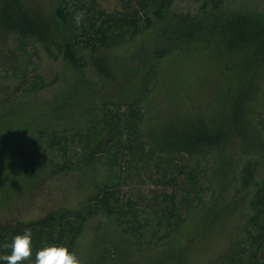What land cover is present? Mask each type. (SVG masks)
I'll use <instances>...</instances> for the list:
<instances>
[{
    "label": "rangeland",
    "instance_id": "1",
    "mask_svg": "<svg viewBox=\"0 0 264 264\" xmlns=\"http://www.w3.org/2000/svg\"><path fill=\"white\" fill-rule=\"evenodd\" d=\"M19 1L34 21L35 33L21 37L0 27V225L19 227L55 209L82 210L107 184L117 207L111 214L99 210L86 216L71 248L83 264H221L238 247L245 264H264V242L255 239L260 232L248 222L254 181L264 175V68L251 102V128L241 124L238 130L222 99L223 60L213 58L215 45L198 47L190 55L168 54L157 64L150 117L138 128L145 131L154 118L161 123L200 111L212 117L221 110L243 136L234 132L224 146L189 156L150 153L155 145L138 134L139 141L129 148L128 131L121 129L93 162H77L87 126L97 123L104 108L115 111L110 101L119 99L123 83L139 82L138 70L153 67L156 51L176 49L178 40L169 41L168 34L180 31L183 20L207 14L210 21L233 13L262 15L264 0H173L163 18L147 10L151 25L121 43L77 51L78 67L63 57L65 35L54 17L60 0ZM96 2L106 12L120 10L117 0ZM98 57L106 59L112 77L97 73L93 61ZM51 137L66 143L65 159L74 162L70 170L53 173L51 164L61 161L64 151L60 145L51 151ZM219 158H224L222 166ZM247 163L255 173L244 183L241 173ZM177 167L195 169L193 175L198 171L196 184L187 182ZM172 200L175 211L167 212ZM127 202L136 213L118 216L116 209L128 210Z\"/></svg>",
    "mask_w": 264,
    "mask_h": 264
},
{
    "label": "trees",
    "instance_id": "2",
    "mask_svg": "<svg viewBox=\"0 0 264 264\" xmlns=\"http://www.w3.org/2000/svg\"><path fill=\"white\" fill-rule=\"evenodd\" d=\"M117 1L120 4V10L106 12L99 7L96 0H60L54 9V17L60 22L65 35L62 44L63 57L71 66L78 67L76 53L80 49L95 50L117 45L137 34L140 29L151 25L147 10H151L158 18H163L173 0ZM1 4L0 27L8 31H16L21 37L35 33L34 21L31 20L19 0H1ZM205 7L206 5L202 6L201 11H204ZM78 12L84 13V18L79 26L75 22V14ZM206 16L187 17L183 20L180 25L182 28L177 29L180 31L168 34L169 41L178 40L176 49L170 51L168 47L156 51L154 55L156 69L154 65L153 67L150 65L148 69L145 67L144 70H138L140 79L137 84H133L131 81L122 84L121 92L118 95L119 99L110 101L111 107L115 108V111L108 107L104 108L97 123L87 126L84 143L81 147L82 157L77 161L80 163L79 165L87 166L93 162V156L97 152L101 153L121 129L128 131L129 148L132 141H139V138L136 137L138 134L147 141H151L150 145H155L151 147L150 153L197 156L204 148L215 150L224 146L234 132L242 137L243 133L235 131V128L231 127L232 124L238 130L241 124L251 128V115L253 114L251 102L257 92V82L264 68V14L233 13L229 17L217 18L214 21H210ZM210 44L216 47V50H213V58L220 61L225 60V62L222 61L224 69L222 74L225 80L221 86V94L224 106L232 110L230 112L233 117V119L230 118L232 124L228 123L229 119L226 121L221 110H218L216 114L213 113L212 117H209L207 113L205 117L200 111L199 114L195 112L193 115L188 113L184 117L180 116L182 118L178 116L173 119L172 116L161 123L154 118L153 124L149 123L150 125L145 131H141L138 128V123L150 117L151 112L148 105L151 102L149 99L154 98V91L157 89L154 86L159 75L158 62L170 53L190 55L198 51V47L203 49ZM93 64L100 76L112 77L104 57L94 59ZM122 107L125 110H122ZM158 111V114L162 112L161 105ZM38 139H41L40 135L36 141ZM56 139V137H51L48 140L51 151L54 150L55 145H60V141ZM244 142L248 143L249 141ZM258 144L261 145V142ZM65 147L66 143L60 145L64 151L61 161L51 164L53 173L70 170L73 166V161L65 159ZM219 160L216 159V162H220L222 166L224 158H219ZM195 168L199 169L198 165ZM209 168V171L215 172L213 165ZM194 171L195 169L185 172L182 167H177L179 174L185 173L187 182L193 180L196 184L198 171L193 175ZM254 173L253 166L247 163L241 173L244 183L250 181ZM166 175L168 176V172ZM168 178L174 182V176L171 175ZM254 186L256 191L252 195L253 199L249 202L252 215L248 218V222L252 226L255 225L260 232L258 236H255V239L264 242V175L254 181ZM109 188L110 186L107 184L99 187L92 199H96V201L93 204H85L82 210L55 209L47 216L35 221H28L19 227L10 224L0 225V254L10 252V249L6 250L4 245L10 243L12 238L16 234L22 233L25 228L32 230L33 260L36 251L45 244H64L71 249L77 234L82 230L87 215H92L99 210L111 214L113 208L117 207L112 205L118 201L112 196L113 192ZM193 191L194 195L199 196L198 187H195ZM165 196L164 194L163 197L165 198ZM169 204L170 209L166 211L174 212L173 200ZM125 205L128 206V210L116 209L115 212L118 216L124 218L136 213L134 208L129 209V202ZM242 249V247H238L233 250L232 254H229L230 256H224L221 264H245V261L239 256ZM165 259L168 260L167 257H164L163 260ZM0 264H4V262L0 261ZM25 264H32V261H26ZM248 264H253V261H249Z\"/></svg>",
    "mask_w": 264,
    "mask_h": 264
},
{
    "label": "clouds",
    "instance_id": "3",
    "mask_svg": "<svg viewBox=\"0 0 264 264\" xmlns=\"http://www.w3.org/2000/svg\"><path fill=\"white\" fill-rule=\"evenodd\" d=\"M84 18L83 12L75 14L77 26ZM27 223V221H23ZM32 230L25 228L22 233L16 234L10 243L5 244L6 250L10 252L0 254V261L4 264H25L32 261V264H83L78 254L64 244H45L35 253L33 260Z\"/></svg>",
    "mask_w": 264,
    "mask_h": 264
}]
</instances>
